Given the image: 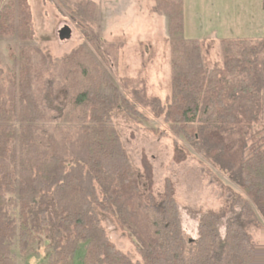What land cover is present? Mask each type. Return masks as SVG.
Here are the masks:
<instances>
[{
    "label": "trees",
    "instance_id": "16d2710c",
    "mask_svg": "<svg viewBox=\"0 0 264 264\" xmlns=\"http://www.w3.org/2000/svg\"><path fill=\"white\" fill-rule=\"evenodd\" d=\"M156 1L168 17L165 101L122 91L99 51L101 63L86 67L85 46L60 61L66 86L54 97H68L55 115L45 99L52 73L37 67L49 63L38 48L21 46L11 71L0 69V264H15L16 244L26 257L43 248L47 264H73L82 245L83 264H264L246 230L264 225V36L218 39L222 62L211 67L205 40L185 36L183 0ZM31 14L28 0H0V38L35 42ZM120 109L162 119L177 163L195 154L241 191L201 216L197 239L184 233L172 182L154 193L145 158L142 189L113 124ZM100 213L134 241L139 261L110 240Z\"/></svg>",
    "mask_w": 264,
    "mask_h": 264
},
{
    "label": "rangeland",
    "instance_id": "374dc122",
    "mask_svg": "<svg viewBox=\"0 0 264 264\" xmlns=\"http://www.w3.org/2000/svg\"><path fill=\"white\" fill-rule=\"evenodd\" d=\"M28 2L32 12L35 42L22 44L16 35L0 38V69L3 72L11 71L21 46L32 45L38 48L49 63L41 62L37 67L42 70L48 68L47 72L52 73V76L48 74L44 76L47 87L45 99L52 106L51 109L55 108L52 115L57 111L62 113L67 105L66 90L60 91L57 97H54L56 88L66 86L60 61L82 46L86 47L90 56L83 64L90 69L92 64L101 63L98 56L101 52L110 67L106 68L101 63L102 66L105 71H109L122 91L128 89L127 93L135 91L149 99L160 97L166 100L169 94L170 45L167 14L164 6L159 5L160 11L156 9L158 1L28 0ZM183 6L184 20L186 17L185 36L205 40L204 45L211 67L222 62L218 39L264 36V21L256 19L257 0H183ZM79 11L82 12V17ZM65 26L72 29V37L63 42L59 39V31ZM56 99L59 100L57 102L59 105L54 104ZM143 112L148 115L146 110ZM112 120L138 171L142 189L147 190L143 175V158L147 159L152 167L154 193L157 196L163 193L167 181L172 182L179 204L182 227L188 238L194 240L198 238L199 222L203 214L223 208L233 197V192L241 193L239 188L218 170L210 168L206 162L204 165L200 164L198 161L200 157L195 154L177 163L174 160V137L162 119L130 118L120 109L112 114ZM236 213H239V209ZM100 217L102 226L116 247L133 261H139L140 256L135 249L134 241L119 230L109 214L100 213ZM226 220H223L222 235ZM246 230L258 250L264 254V225L259 226L252 222L248 224ZM13 253L15 264H47L43 248L38 254L26 257L21 254L16 244ZM84 254L85 248L82 245L75 254L73 264H83Z\"/></svg>",
    "mask_w": 264,
    "mask_h": 264
},
{
    "label": "water",
    "instance_id": "95a60500",
    "mask_svg": "<svg viewBox=\"0 0 264 264\" xmlns=\"http://www.w3.org/2000/svg\"><path fill=\"white\" fill-rule=\"evenodd\" d=\"M72 37V29L69 26H65L59 31L60 41H68Z\"/></svg>",
    "mask_w": 264,
    "mask_h": 264
},
{
    "label": "crops",
    "instance_id": "0c3cea01",
    "mask_svg": "<svg viewBox=\"0 0 264 264\" xmlns=\"http://www.w3.org/2000/svg\"><path fill=\"white\" fill-rule=\"evenodd\" d=\"M261 2H262V0H257V4H258V7H257V9H258V14H257V17H256V19H257V21H264V13H263V11L261 10V8L262 7H260V4H261ZM260 13V14H259ZM262 13H263V16H262ZM164 16V15H163ZM219 17H221V15L219 16ZM155 21V20H154ZM157 21V20H156ZM166 21H168V17H167V20ZM184 21H186V17H185V20ZM234 21H236V20H234ZM240 21V20H239ZM250 21V20H249ZM256 21V20H255Z\"/></svg>",
    "mask_w": 264,
    "mask_h": 264
}]
</instances>
